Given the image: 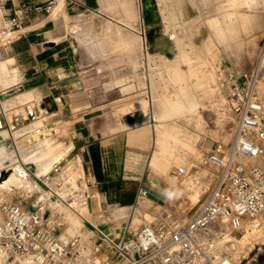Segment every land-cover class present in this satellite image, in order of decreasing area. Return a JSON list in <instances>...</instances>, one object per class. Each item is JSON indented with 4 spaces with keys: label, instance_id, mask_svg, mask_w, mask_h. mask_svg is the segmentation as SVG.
<instances>
[{
    "label": "crops",
    "instance_id": "1",
    "mask_svg": "<svg viewBox=\"0 0 264 264\" xmlns=\"http://www.w3.org/2000/svg\"><path fill=\"white\" fill-rule=\"evenodd\" d=\"M155 1L162 32L172 37L181 55L185 54L181 42L167 31L180 30L178 14H189L192 5L196 7L209 2ZM133 2L57 0L54 8L47 12L45 0H8L9 10L23 13L24 21L14 32V40L0 47V69L8 72L2 71L0 79L12 81L0 86V97L10 93L8 98L0 99V107L8 122L9 113L15 111L11 115L12 122H9L11 128L0 130V170L7 166L13 171L18 166L24 168V159L37 154L35 142L31 138L25 141L31 136V126L36 124L41 144L44 138L49 137L44 127L39 125L41 120L45 121L46 127L60 129L69 147L66 156L80 165L85 176L83 184L94 194L87 208L88 219L117 238L118 225L125 219L127 208L136 205L139 189L145 181L156 176L160 180L157 186L160 191L166 193L171 190L166 178L174 175L176 164L170 153L165 155L159 151V141L165 133L166 118L172 115L170 110L183 102L179 90L176 97L165 95L161 100V110L151 119L145 95L126 97L144 91L149 63L141 40L122 35L118 38L117 35L118 30L130 32L128 36L137 34L131 26L135 19L126 17L135 9ZM231 4H242V7L236 11L226 9L205 13H255L245 5L258 8L264 5V1L245 3V0H231ZM106 25L113 32V39L104 45L96 36ZM182 29L185 30L184 27ZM187 69L191 75L194 74V68ZM225 70L231 71L229 68ZM178 87L183 88L180 83ZM5 101L17 104L7 107ZM21 109L28 112L30 119H22ZM121 109L123 113L119 121L117 112ZM138 111L141 113L139 116L136 115ZM41 114H44V119H36ZM127 114H132L133 119H125ZM62 157L65 156L55 161ZM51 159L54 156L48 148L46 153L33 158L34 161L26 166L32 170L36 163L44 173L51 167ZM28 175L24 178L27 183L24 186L9 188L0 185V190L24 192L25 195L37 191L38 186ZM38 195L44 196L40 199H49L50 205L57 200L44 189L41 194L37 191Z\"/></svg>",
    "mask_w": 264,
    "mask_h": 264
},
{
    "label": "built area",
    "instance_id": "2",
    "mask_svg": "<svg viewBox=\"0 0 264 264\" xmlns=\"http://www.w3.org/2000/svg\"><path fill=\"white\" fill-rule=\"evenodd\" d=\"M56 3L45 0L44 9L50 12ZM23 21V13L11 12L8 0H0V47L14 40ZM263 66L264 39L252 71H219L218 91L203 108L205 126L197 139L201 164L214 171L184 223H144L133 235L117 238L88 219L94 194L84 186L83 171L72 157L54 161L44 173L36 163L30 170L23 162L42 189L82 216L97 240L61 234L54 212L28 199L2 202L0 264H237L223 247L231 241L228 236L264 229V103L257 91ZM7 125L10 127L0 107V128ZM207 142L214 145L207 149ZM184 158L173 176L183 177L195 167L192 155ZM10 170V166L0 170V185ZM159 183L156 176L145 181L136 205L164 201L166 193L157 188ZM27 197L33 200L32 194Z\"/></svg>",
    "mask_w": 264,
    "mask_h": 264
},
{
    "label": "rangeland",
    "instance_id": "3",
    "mask_svg": "<svg viewBox=\"0 0 264 264\" xmlns=\"http://www.w3.org/2000/svg\"><path fill=\"white\" fill-rule=\"evenodd\" d=\"M207 1L209 2L208 4H197L196 7L192 5L191 13L189 14H178L177 22L180 30L167 31L171 35L174 34L176 40L181 42L182 50L185 54L181 55L179 51H176L174 55L166 57L163 54L148 51L145 46V36L148 27L142 18L143 0H134L135 9L133 13L126 14V17L129 19H135V23L131 24V26L137 34L131 33V36H128L130 32L117 31L118 38L122 35L132 40H141L144 44L143 50L149 58L146 74L147 83L145 84L144 91L126 97L131 98L137 95H145L152 119L161 110V100L165 95L176 97V91H181L179 96L183 102L178 108L171 109L172 115L166 118L165 133L159 141V151L165 155L170 153L174 157L176 165L185 163L184 157L186 155H192V164L195 165L193 170H190L183 177L170 176L166 178L171 186V190L170 192H166L164 201H148L145 205L140 204L128 207L125 219L118 225V238L133 235L139 226L144 223L152 222L158 225L171 226L182 224L188 219L189 208L197 202L200 198L199 196L208 188L214 171L212 167L201 164V152L198 149L199 143L197 139L199 138L198 133L205 126V112L203 108L218 91L219 71L229 68L233 72L245 73L252 71L256 65L259 50L264 39V8L262 7L264 5H260V8L245 5L246 8L256 11L255 13L210 14L205 12L226 9L236 11L242 4L232 6L231 0ZM252 1L245 0V3ZM229 2L230 4H228ZM131 22L129 21V23ZM183 27L185 30L182 29ZM96 38L100 40L101 44L106 45L109 40L113 39V32L106 25ZM119 49L120 47H117V50ZM188 67L194 68V74L191 75L189 73ZM2 71L8 73L6 70L0 69V78ZM10 82L12 81H2L0 79V86L1 84H8ZM179 83L182 84L183 88L178 87ZM183 91H187L186 94H182ZM257 91L264 103V66L258 76ZM4 104L9 107L17 104V102L11 103L5 101ZM21 113H23V120L30 119V115L24 109H21ZM122 113L123 109L117 112L119 121ZM12 114H15V111L14 113H9V122H12ZM16 115L19 116L18 112H16ZM41 115L36 119L45 117L44 114ZM27 123L29 122H25V124ZM45 124L44 120H41L39 124L49 133V137L44 138L42 144L38 142V133L35 130L36 124L31 126V136L25 138V141L31 138L35 142V151H37L34 157L28 160L24 159L26 165H30V161L33 158L46 153L48 148L51 149V153L54 156V159H51L52 163L61 158V156H66V149H69V147L64 142L60 129L53 126L46 127ZM180 125L181 127H179ZM10 128L7 125L1 127L0 130ZM50 133L53 134L51 135L54 136L53 138L50 137ZM20 145L23 146L24 143L21 141ZM205 145L207 149H210L214 144L207 142ZM189 166L190 164H188ZM38 170L41 172L39 166ZM10 171L12 172L13 169ZM28 176L38 186L39 189L37 191L41 194L43 189L39 183L31 175ZM37 191L29 193L32 194L33 198V200H29L28 194L25 195L24 192H5L0 190V222L3 220L2 202L24 201L28 199V202H33L37 207L42 205L54 212L61 234L65 232L68 224L70 226L73 225L74 220L76 224L79 223V231L72 232L96 238L89 225L84 223L75 212L68 209L61 202L58 203L56 208L50 207L49 199H40L44 198V196L38 195L37 197ZM146 213H150L151 215L147 216ZM262 217L264 219V213ZM62 222H64L63 228L60 225ZM242 233L230 234L228 237L231 241L223 243V247L230 251L237 264H264V229L255 232L244 231Z\"/></svg>",
    "mask_w": 264,
    "mask_h": 264
},
{
    "label": "bare ground",
    "instance_id": "4",
    "mask_svg": "<svg viewBox=\"0 0 264 264\" xmlns=\"http://www.w3.org/2000/svg\"><path fill=\"white\" fill-rule=\"evenodd\" d=\"M142 12H143V20L148 27V30L145 36V42H146V47L148 51L160 52L167 57L174 55L177 51V48L174 46L172 37L164 34L161 30V20H160V15L157 10L156 1L155 0H143ZM35 114L38 115V112H36ZM136 115L139 116L141 115V113L138 111ZM125 119L127 120L133 119L132 114H127L125 116ZM27 175H28V172L24 168L18 166L17 168L14 169V171L6 175L1 185L5 187H9V188H19L27 184L24 179L25 177H27ZM55 202L56 204L50 205V207L56 208L58 203H60L58 200H56ZM76 214L82 219V216L80 214L78 213ZM78 224L79 223L76 224L74 222L72 226L68 224L63 234L64 235L76 234V232H72V231H79Z\"/></svg>",
    "mask_w": 264,
    "mask_h": 264
},
{
    "label": "water",
    "instance_id": "5",
    "mask_svg": "<svg viewBox=\"0 0 264 264\" xmlns=\"http://www.w3.org/2000/svg\"><path fill=\"white\" fill-rule=\"evenodd\" d=\"M0 139H1V134H0ZM151 192L154 194V195H156V196H158L159 194L156 192V191H154V190H151ZM161 198H163V196H160ZM157 199V198H156Z\"/></svg>",
    "mask_w": 264,
    "mask_h": 264
}]
</instances>
